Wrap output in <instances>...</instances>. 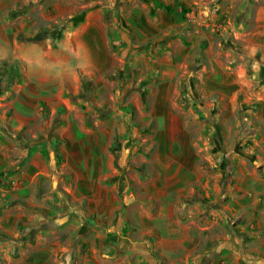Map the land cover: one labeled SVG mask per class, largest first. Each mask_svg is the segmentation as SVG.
Masks as SVG:
<instances>
[{
    "label": "crops",
    "instance_id": "0c3cea01",
    "mask_svg": "<svg viewBox=\"0 0 264 264\" xmlns=\"http://www.w3.org/2000/svg\"><path fill=\"white\" fill-rule=\"evenodd\" d=\"M26 1L0 0V65L25 63L23 82L0 88L12 94L0 117V264H264V0H162L172 12L130 0L128 31L109 16L116 0L97 1L53 39L12 42L37 33L32 19L11 25ZM78 8L50 0L41 16ZM125 77L147 80L144 99ZM241 104L253 143L230 151L232 182L212 183L196 106Z\"/></svg>",
    "mask_w": 264,
    "mask_h": 264
},
{
    "label": "rangeland",
    "instance_id": "374dc122",
    "mask_svg": "<svg viewBox=\"0 0 264 264\" xmlns=\"http://www.w3.org/2000/svg\"><path fill=\"white\" fill-rule=\"evenodd\" d=\"M50 0H28L24 4L21 5V7H17L12 10L11 12V25L14 27L18 25L19 23H22L23 21H28L30 19L35 20L36 26L34 30H37V33L40 31L42 32H47L49 37L52 39L57 35L58 32L63 33L66 30H70L73 28V23L70 20L72 16H74L76 13L80 12L81 10H84L88 7L91 6V4L95 2H101L103 1L106 3L107 0H74L78 5L79 8L71 13L70 15L60 18L56 21H50V20H45L41 16V6ZM134 1V6H142L143 4H147L150 2H153L155 0H132ZM160 6L166 8L168 11L172 12L174 9L169 7V5L165 4L162 0ZM210 1V0H206ZM130 0H116V4L113 5L112 7V12L109 13V16L117 18L119 24L122 25V29L128 31L129 26L126 24L125 18L122 15L123 12L126 11V9L129 7ZM178 4V3H177ZM194 6H196V3H193ZM133 7V6H132ZM182 12L185 17V19L189 18L190 21H192L193 16L188 15V13L192 10L191 6H182ZM114 10V11H113ZM194 15L197 16L198 14V9H194ZM26 15V17H25ZM7 16V15H6ZM4 20L3 14L0 15V23H2ZM188 20V23L191 24ZM49 22H52L54 25L56 24H62V27H58L56 30L54 28V25L49 24ZM35 33L32 37H27L24 33L19 32L17 34H12V42L14 40H26V39H32L37 35ZM1 37V36H0ZM229 35H224L223 34V43L227 44L224 46L225 48H229ZM154 42L148 41L147 43L141 44L144 48L150 47V45H153ZM226 58V57H224ZM230 58L232 59L233 56L230 55ZM8 63V66H4L3 64L0 65V88H11L17 85V83L14 81L13 85L12 83V78L13 74L11 73L9 67L15 63L20 66V73H23L24 71V64L20 62L19 59L11 58L7 59L6 61ZM3 62V63H4ZM243 63L244 65H248V58L244 60V62H237L235 64ZM233 64V63H232ZM126 66H124L120 71L126 73ZM262 76L264 77V62L262 64ZM15 79H16V74ZM188 75L186 73L185 77ZM184 77V76H183ZM128 77H125L121 80V87H125L126 85L131 88V91L129 92H137L139 98L144 99L147 92H146V85H147V80L145 79H138L134 78L131 82L127 84V79ZM264 81V79H262ZM23 82V80H22ZM21 82V83H22ZM187 81H185L184 87L187 89L189 86H186ZM184 84V83H183ZM2 91V90H1ZM0 91V117L8 119L11 115V110L9 109L7 103L10 98H12V94L6 93V91ZM194 93L192 94L193 97L196 96L195 89H193ZM129 95V94H128ZM83 94L80 95L82 98ZM187 98L186 94L185 97L183 96V99L185 100ZM216 100V99H215ZM242 100V97H241ZM212 101V99L210 100ZM242 102V101H241ZM125 105V104H124ZM196 105V104H195ZM257 105H253L251 107H256ZM134 111L136 112V106L134 105ZM208 108L212 109V106L210 105ZM196 111L197 113L200 112V120L205 124L203 126V132H204V138L205 141L208 140V148L209 151H212V155L210 156V153L207 154V157L204 159V165H205V170H207V173L209 174L210 177V182L214 183L215 179H218L217 182L223 183L225 182V169H227L228 166H230L231 159L229 158V155L231 154L230 151L236 150L237 147L240 148H245L249 150V146L253 143L251 139L249 140H244L248 138V135L250 133V125L249 122L251 121V112L248 111L243 104H241V107L237 111H230L228 109H216L215 111H210V109H206V111L203 113V111L196 106ZM133 109L130 108V112H132ZM246 119V120H244ZM225 120V121H224ZM143 134H150L151 130L149 128L144 129L141 131ZM140 131L137 133L139 134ZM244 136V137H243ZM207 137V138H206ZM243 137V138H242ZM207 139V140H206ZM125 146H128L127 143H125ZM206 146V144H205ZM125 148V147H124ZM217 149V150H214ZM131 155H133L131 153ZM130 155L131 158H129V162L133 161V157ZM216 162V163H215ZM133 164L135 162L133 161ZM216 165V166H215ZM134 166V165H133ZM142 176V175H141ZM232 178V175H231Z\"/></svg>",
    "mask_w": 264,
    "mask_h": 264
},
{
    "label": "trees",
    "instance_id": "16d2710c",
    "mask_svg": "<svg viewBox=\"0 0 264 264\" xmlns=\"http://www.w3.org/2000/svg\"><path fill=\"white\" fill-rule=\"evenodd\" d=\"M90 9V7L84 9V10H81L80 12L76 13L74 16H72L70 18V20L72 21L73 23V26L77 25L80 21H82L84 15L86 14V12ZM49 24H53L52 22H49ZM54 25V24H53ZM58 27H62V24H56L54 25V28L55 30L58 28ZM62 34V33H61ZM60 32L57 33V35H61ZM48 33L47 32H42L40 31L39 33H37V35L35 37H33L32 39H39L43 36H47ZM4 66H8V63L7 62H4L3 63ZM11 73L13 74V78H12V83L11 85H13L14 81L19 84L22 82L23 80V77H22V73L19 72L20 70V66L13 63L10 67H9ZM16 74V79H15V75ZM214 150H217V149H214ZM231 175H232V167L231 166H228L227 169H225V183H230L232 182V179H231Z\"/></svg>",
    "mask_w": 264,
    "mask_h": 264
}]
</instances>
